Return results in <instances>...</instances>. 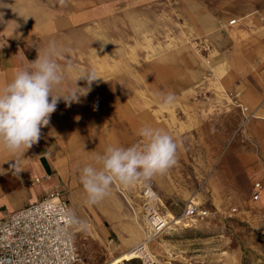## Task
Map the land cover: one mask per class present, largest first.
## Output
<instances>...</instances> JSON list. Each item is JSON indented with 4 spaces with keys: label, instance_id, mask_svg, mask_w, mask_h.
Instances as JSON below:
<instances>
[{
    "label": "rangeland",
    "instance_id": "374dc122",
    "mask_svg": "<svg viewBox=\"0 0 264 264\" xmlns=\"http://www.w3.org/2000/svg\"><path fill=\"white\" fill-rule=\"evenodd\" d=\"M186 1L189 2L145 0L144 5L139 6L138 18L134 12L127 20L121 21L116 18L120 15L115 14L110 20L82 23H86L89 32L95 26L98 33L99 30L112 31V50L106 46L104 36L98 37L91 51L82 52L80 70L94 69L104 79L92 85H106L109 89L107 97H113V112L119 111L113 119L128 126L130 146L143 143L142 139L131 143L137 124L139 129L150 126L164 130L178 143L177 163L165 174L131 186L114 182L113 190L120 199L123 223L133 224L134 221L143 237L147 229L143 212L147 199L143 191L147 188L156 191L162 205L175 214L181 213L191 199L215 212L210 218L190 222L186 228L170 224L149 246L152 253L161 258L171 254L175 264H264V176H245L235 166L238 149L252 151L259 158L262 154L260 142L249 130L256 123L257 136L264 134V125L258 123L262 120L258 109L264 99H254L250 107L252 103L243 100L241 90L255 88L264 92V40L255 39L264 33V20L258 21L257 32L250 28L253 32L249 39L243 32L232 29L230 39L237 47L226 49L217 66L211 59L214 52L208 50V30L200 22L201 8L197 4L203 1L209 8L208 16L214 17L213 22L217 23L219 19L232 17L233 0ZM180 52L191 53L198 59L203 72L191 91L178 94L173 104L163 106L161 101L153 100L150 91L140 83V66L152 65L168 54L179 55ZM156 72L166 79L172 77L165 71ZM81 87H87L86 81L81 80ZM99 102L103 104L104 99ZM256 182H260L263 190L258 200H253ZM63 195L66 197L67 193ZM68 203L75 240L88 252L87 261L99 264L100 254L97 257V253L100 252L91 235L96 230L95 225L79 205L69 200ZM159 207L164 215L165 209ZM82 216L86 218L84 228L78 230L81 221L76 218ZM109 239L113 243L118 241L113 234ZM135 239L136 235L132 240ZM125 253L108 263L141 264L135 256L126 259Z\"/></svg>",
    "mask_w": 264,
    "mask_h": 264
},
{
    "label": "crops",
    "instance_id": "0c3cea01",
    "mask_svg": "<svg viewBox=\"0 0 264 264\" xmlns=\"http://www.w3.org/2000/svg\"><path fill=\"white\" fill-rule=\"evenodd\" d=\"M144 3L145 0H63V3L61 0H0V87L9 82L18 69L28 68L29 62L37 59L38 51L43 53L49 42H55L57 47L63 49V55L58 58L59 63L63 65L71 62L80 70L82 52L85 53L86 49L91 51L98 43V37L104 36L103 40L109 49L112 50L114 45L112 31L102 33L99 30L98 33L95 26L89 32L86 23H82L94 24L110 20L115 14L120 15L117 19L127 20L134 12L138 18L139 6ZM232 3V17L219 19L217 23L213 22L214 17L208 16L210 11L203 1L197 4L201 8L198 16L201 17L200 22L208 30L207 35L204 33L208 50L209 53L214 52L211 59L217 66L221 64L226 49L237 47L230 39V32H234L232 29H237L238 33L243 32L244 37L249 39L253 32L250 28L257 32L258 21L264 20V0H233ZM233 19L236 20L235 25L228 26V22ZM87 33H93L94 38ZM258 38L264 40V33L255 37ZM140 67L142 72L139 73V81L150 91L155 101H161V96L168 93L179 96L191 91L203 72L198 59L186 52L168 54L152 65ZM156 70L168 72L167 75L172 77L167 80L157 74ZM76 75L75 72L68 73L54 94L64 95L72 89ZM77 84L81 87V80ZM241 91L243 100L252 103L250 107L255 103L254 99H264V92L255 91V88ZM107 93L109 89L106 85H92L88 94L80 97L79 103L66 106L61 99L56 111L51 114L49 124L41 129L39 141L22 156H14L0 148V218L39 201L50 192L59 191L67 202L69 200L79 205L86 218L95 225L96 230L91 235L100 252L97 253V257L100 254L99 264H109L111 259L122 252L132 250L147 234L146 230L144 237L139 234L134 221L133 224L123 223L120 199L113 186L98 204L89 206L85 203L87 194L79 181V169L94 164V157L102 154L109 145L130 146L128 126L113 119L119 111L113 112V97H107ZM101 99H104L103 104L99 102ZM258 116L262 119L258 123L264 125V102L258 109ZM138 127L136 132H132L135 139L131 143L141 139L137 134ZM255 127L256 123L249 131L260 142L261 158L252 151L238 149L235 153V166L240 173L251 178L264 176V134H260L259 138ZM14 160L16 168L20 170L17 174H14L12 168ZM262 190L263 187L260 196ZM152 191L155 205L158 208L163 206L165 216L177 217L181 214H175L162 205L156 191ZM63 192L67 193L66 197ZM70 215L74 225L71 210ZM86 218H76L83 222V226L78 225V230L84 228ZM111 234L116 236L117 243L109 239ZM135 235L136 239L132 240ZM75 244L82 261L93 264L87 261L88 252L85 247L76 240Z\"/></svg>",
    "mask_w": 264,
    "mask_h": 264
},
{
    "label": "clouds",
    "instance_id": "9594fccd",
    "mask_svg": "<svg viewBox=\"0 0 264 264\" xmlns=\"http://www.w3.org/2000/svg\"><path fill=\"white\" fill-rule=\"evenodd\" d=\"M62 55L63 49L49 42L43 53L38 51L37 59L29 62L28 68L18 69L13 78L0 87V148L14 156H22L39 141L41 129L49 124L61 99L66 106L79 103L80 97L91 90L93 82L102 78L94 69L81 71L71 62L62 65L58 62ZM73 72L77 73L74 87L64 95L54 94L66 75ZM79 80L86 81L87 87H79ZM161 102L169 106L175 102V95H162ZM137 134L143 143L129 147L109 145L94 157V164L79 169L87 205L103 200L114 182L131 186L138 181H149L177 163L178 143L173 136L150 126L141 127ZM12 168L14 174L20 172L16 161ZM78 223L83 226V222Z\"/></svg>",
    "mask_w": 264,
    "mask_h": 264
},
{
    "label": "built area",
    "instance_id": "2783aa9c",
    "mask_svg": "<svg viewBox=\"0 0 264 264\" xmlns=\"http://www.w3.org/2000/svg\"><path fill=\"white\" fill-rule=\"evenodd\" d=\"M235 23L236 20H230L228 26ZM261 189L259 182L254 184L253 200H258ZM143 196L147 199L143 204L147 234L143 243L132 249L140 253L135 259L141 264H175L173 255L161 258L152 253L150 244L170 224L186 228L190 222L210 218L215 212L190 201L179 216L166 219L155 205L152 189H145ZM0 264H87L75 244L69 204L59 191L0 218Z\"/></svg>",
    "mask_w": 264,
    "mask_h": 264
},
{
    "label": "bare ground",
    "instance_id": "6f19581e",
    "mask_svg": "<svg viewBox=\"0 0 264 264\" xmlns=\"http://www.w3.org/2000/svg\"><path fill=\"white\" fill-rule=\"evenodd\" d=\"M197 203V202H196ZM167 215V214H166ZM168 218H170L171 219V217L170 216H167V218L166 219H168ZM165 219V220H166ZM144 220V219H143ZM145 230H146V228H145ZM146 234V233H145ZM143 242H140L139 244H142ZM139 244H137L136 246H134V248L135 247H137ZM140 255V253L137 251V249L136 250H130V251H128L127 253H125L123 256L126 258V259H128V258H132L133 256H135V257H138Z\"/></svg>",
    "mask_w": 264,
    "mask_h": 264
}]
</instances>
